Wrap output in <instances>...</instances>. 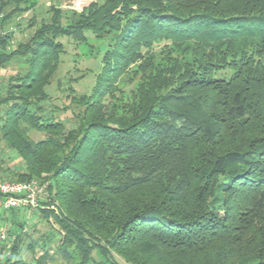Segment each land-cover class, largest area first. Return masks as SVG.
Instances as JSON below:
<instances>
[{"label":"trees","instance_id":"trees-1","mask_svg":"<svg viewBox=\"0 0 264 264\" xmlns=\"http://www.w3.org/2000/svg\"><path fill=\"white\" fill-rule=\"evenodd\" d=\"M60 1L14 42L37 0H0V69L21 65L0 93L1 138L21 164L0 179L48 182L54 250L74 247L78 264L93 250L115 264H264V0ZM104 36L91 91L72 96L68 78L66 128L43 106L61 38ZM19 226L0 264H46Z\"/></svg>","mask_w":264,"mask_h":264},{"label":"rangeland","instance_id":"rangeland-1","mask_svg":"<svg viewBox=\"0 0 264 264\" xmlns=\"http://www.w3.org/2000/svg\"><path fill=\"white\" fill-rule=\"evenodd\" d=\"M54 2H52V0H37V7L34 10L23 14L19 18L20 26L19 28H14V42L27 39L29 34L33 31V27L29 28L27 26L28 18L34 15L37 22L42 18H47L48 6ZM89 2L90 0H61L58 3L62 8L79 11ZM61 40L63 42V52L60 56V62L58 63L54 76L51 79V83L46 87V91L50 97L48 100L43 101V106L45 110L48 111H51L53 107H56L58 111L54 113V116L62 121L66 128H71L74 125L70 110L63 111L61 109L63 105L75 108V103L70 102L69 99L70 92L68 91V78H74L70 83V86L74 90V93H71L72 96L78 97L89 93L95 84L96 76L101 69L100 67L103 66L101 59L105 55L107 43L111 40V36H104L101 38L89 37L85 38L84 41L77 43H73V40L71 39L67 41L66 38H61ZM19 67H21V65L19 66L15 63H11L0 69V93L4 92L9 77L14 75L16 71L19 70ZM226 73H229V71ZM226 76L227 74L225 77ZM12 83H14V81H12ZM5 108L6 106L0 107V123ZM22 127H24L27 135L33 141H37L44 137L42 132L33 130L28 124L22 123ZM20 164L21 160L17 157L16 153L5 146L0 131V170L1 168L13 169ZM0 176L2 175L0 174ZM43 179L46 180V178ZM42 202L44 203L45 201ZM48 204V208L41 207L35 211L31 209H19L14 211L0 210V227L8 231L10 235L6 241L0 243V247L5 245V247H7L6 249H9V247L19 239V236H17V238L13 240V236L20 232L19 225L25 223V232L20 235L22 239L21 243H23L24 246L30 240H32V243L43 242L41 244L43 246L45 245L44 247H48L49 253L51 254V257L46 264H78L77 262L80 261L81 256L79 251L74 247H71L70 250H68L69 257L62 252H58V250H54L58 241V236H55L54 234L57 232L56 228H59L60 226L55 224L52 218L49 219L50 216H47V213L45 214L46 211L50 210L55 212L53 210L54 204L51 202H48ZM45 205L46 203L43 206ZM40 249V247L35 246L34 251H32L33 249L31 248L25 249L23 247L22 252L19 253V255L21 254L27 261H32L31 257L33 255H40L42 252ZM89 257L90 260H88L86 264H115V262L109 258L104 259L98 250H93ZM120 263L126 264L122 261H120Z\"/></svg>","mask_w":264,"mask_h":264},{"label":"built area","instance_id":"built-area-1","mask_svg":"<svg viewBox=\"0 0 264 264\" xmlns=\"http://www.w3.org/2000/svg\"><path fill=\"white\" fill-rule=\"evenodd\" d=\"M48 182L38 179L28 181H10L0 179V210L48 208L50 202L47 191ZM43 203V205H42ZM55 209V206H53ZM8 238L7 231L0 227V243Z\"/></svg>","mask_w":264,"mask_h":264}]
</instances>
